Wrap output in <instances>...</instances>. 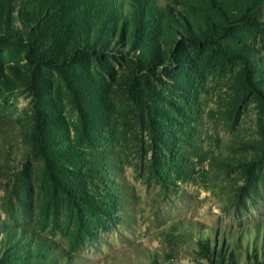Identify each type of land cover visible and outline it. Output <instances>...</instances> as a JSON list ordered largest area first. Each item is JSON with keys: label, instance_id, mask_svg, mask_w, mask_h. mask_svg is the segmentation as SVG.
Wrapping results in <instances>:
<instances>
[{"label": "rangeland", "instance_id": "1", "mask_svg": "<svg viewBox=\"0 0 264 264\" xmlns=\"http://www.w3.org/2000/svg\"><path fill=\"white\" fill-rule=\"evenodd\" d=\"M254 1L61 0L29 57L113 54L60 68L0 43V264H264V101L210 44L264 90ZM38 2L0 0V34Z\"/></svg>", "mask_w": 264, "mask_h": 264}, {"label": "trees", "instance_id": "2", "mask_svg": "<svg viewBox=\"0 0 264 264\" xmlns=\"http://www.w3.org/2000/svg\"><path fill=\"white\" fill-rule=\"evenodd\" d=\"M38 1V0H37ZM210 4L219 12L223 11L224 5L222 3H219L218 0H209ZM264 0H255L253 3H251L248 6V12L246 14L245 22L249 24L250 26L264 29V20H257L255 10L261 3H263ZM28 6H22L20 9L22 12H20V20L21 23L24 25L25 33H28V37L25 35H12L10 32H5L0 34V43L8 42L11 44H17V45H26L28 47V59L31 61L37 62L41 65H44L46 67L50 68H60L63 64L71 63L78 61L84 57H91L94 59H101L103 57H107L109 54H113L112 51H98L96 48H92L88 45H78L73 50L72 54L68 53H61L59 59H55L54 57H43V56H36L35 58H30L29 55L32 53L35 42L31 40V34L34 33L31 30V26L35 24L34 21L41 20L42 24H45V18H49V13L53 15L56 19H61L60 26L58 25V28L61 27V29H64L67 27L70 22H67L65 24V19L62 20L60 17L59 9L61 8V0H39V2L36 4L33 14L31 13H24L25 9H27ZM29 14H31L29 16ZM63 21V22H62ZM64 23V24H63ZM72 24V23H71ZM77 25V24H76ZM79 27V26H78ZM75 28V24H72V29ZM30 31V32H29ZM148 31V26L144 29L142 32V35H145ZM30 33V37H29ZM145 39L143 38V41ZM210 44L214 47V51L220 55L224 59L229 60H238L243 65V73L246 80V88L250 92L254 93L258 97H260L264 101V90H261L256 87V76H255V65L254 62L250 61L247 57L241 55V54H229L222 49L218 47L217 44L210 42ZM63 54V55H62ZM135 67L139 66L138 61H134ZM42 140L45 141V134L42 132L41 134Z\"/></svg>", "mask_w": 264, "mask_h": 264}]
</instances>
